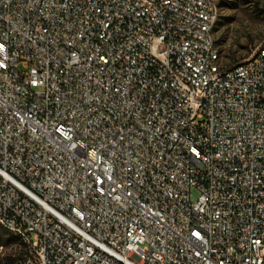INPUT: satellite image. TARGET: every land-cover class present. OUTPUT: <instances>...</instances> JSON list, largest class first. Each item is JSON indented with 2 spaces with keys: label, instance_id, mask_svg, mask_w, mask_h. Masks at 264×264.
I'll return each mask as SVG.
<instances>
[{
  "label": "built area",
  "instance_id": "built-area-1",
  "mask_svg": "<svg viewBox=\"0 0 264 264\" xmlns=\"http://www.w3.org/2000/svg\"><path fill=\"white\" fill-rule=\"evenodd\" d=\"M219 2L0 0L16 264H264V48L228 65Z\"/></svg>",
  "mask_w": 264,
  "mask_h": 264
},
{
  "label": "rangeland",
  "instance_id": "rangeland-1",
  "mask_svg": "<svg viewBox=\"0 0 264 264\" xmlns=\"http://www.w3.org/2000/svg\"><path fill=\"white\" fill-rule=\"evenodd\" d=\"M216 44L228 65L264 48V0H220ZM1 244V243H0ZM20 247H0V264H16Z\"/></svg>",
  "mask_w": 264,
  "mask_h": 264
},
{
  "label": "trees",
  "instance_id": "trees-1",
  "mask_svg": "<svg viewBox=\"0 0 264 264\" xmlns=\"http://www.w3.org/2000/svg\"><path fill=\"white\" fill-rule=\"evenodd\" d=\"M0 246L5 247L6 246H16V245H20V239L11 234L10 232H8L6 229H4L2 226H0ZM25 250L23 248L19 249L18 255H17V259L21 258L24 254Z\"/></svg>",
  "mask_w": 264,
  "mask_h": 264
}]
</instances>
